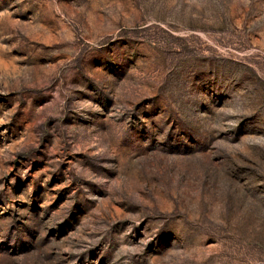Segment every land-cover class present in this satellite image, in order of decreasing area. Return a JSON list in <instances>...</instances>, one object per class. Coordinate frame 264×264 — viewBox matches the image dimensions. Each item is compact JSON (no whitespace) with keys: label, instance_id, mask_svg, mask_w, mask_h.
<instances>
[{"label":"rangeland","instance_id":"1","mask_svg":"<svg viewBox=\"0 0 264 264\" xmlns=\"http://www.w3.org/2000/svg\"><path fill=\"white\" fill-rule=\"evenodd\" d=\"M0 264H264V0H0Z\"/></svg>","mask_w":264,"mask_h":264}]
</instances>
